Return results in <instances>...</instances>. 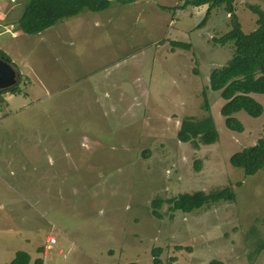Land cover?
<instances>
[{
  "label": "rangeland",
  "instance_id": "rangeland-1",
  "mask_svg": "<svg viewBox=\"0 0 264 264\" xmlns=\"http://www.w3.org/2000/svg\"><path fill=\"white\" fill-rule=\"evenodd\" d=\"M185 1L112 0L34 34L0 28L18 87L0 90V264L17 250L29 264H151L154 247L162 264H264V168L244 175L228 161L264 139V95L252 94L260 116L238 111L242 130L225 126L208 75L232 55L214 40L229 14L214 6L199 26L208 5ZM6 3L19 15L24 0ZM249 3L264 10L233 0L244 32L256 27ZM203 98L217 138L179 141L180 120L206 114ZM225 186L234 199L188 212L167 202Z\"/></svg>",
  "mask_w": 264,
  "mask_h": 264
},
{
  "label": "trees",
  "instance_id": "trees-1",
  "mask_svg": "<svg viewBox=\"0 0 264 264\" xmlns=\"http://www.w3.org/2000/svg\"><path fill=\"white\" fill-rule=\"evenodd\" d=\"M112 0H24L21 12L15 20V24L23 33L34 34L44 30L62 18L73 17L83 10L100 11L110 6ZM121 2L128 0H118ZM186 3L198 6L208 5L204 17L199 26L204 24L206 16L211 8L223 5L229 14L230 28L220 37L214 39L220 44L232 42L233 51L230 59L224 65L212 68L208 75V87L218 91L224 103L220 107L224 124L234 131H241L242 124L233 115L235 112L244 111L249 116L257 117L263 112V105L252 94L264 95V10L258 5L247 4V7L256 14V27L244 32L234 12L233 0H186ZM172 46L189 49L190 44L177 40L170 41ZM0 57L9 61L8 56L0 50ZM13 66V64H11ZM2 91L16 92L17 84ZM204 93V91H203ZM202 108L206 114L201 117L184 116L176 131L179 141H198L204 144L212 143L217 138L214 120L208 112V103L203 98ZM229 163L240 168L244 175H252L264 168V139L259 138L253 145L245 146L231 153ZM234 199V191L230 186L214 189L208 192L196 190L183 192L172 196L167 200L170 209L188 212L198 208L204 203L219 200ZM160 199L155 198L151 202L152 212L159 217L157 208ZM153 258L151 264H162L159 258L160 248L151 250ZM30 255L23 250L14 252L13 257L6 264H29ZM32 264H42V258L36 257ZM126 264H141L128 262ZM205 264H225L223 261L212 258Z\"/></svg>",
  "mask_w": 264,
  "mask_h": 264
},
{
  "label": "water",
  "instance_id": "water-1",
  "mask_svg": "<svg viewBox=\"0 0 264 264\" xmlns=\"http://www.w3.org/2000/svg\"><path fill=\"white\" fill-rule=\"evenodd\" d=\"M16 77L17 73L14 67L0 57V90L13 86L17 82Z\"/></svg>",
  "mask_w": 264,
  "mask_h": 264
},
{
  "label": "crops",
  "instance_id": "crops-1",
  "mask_svg": "<svg viewBox=\"0 0 264 264\" xmlns=\"http://www.w3.org/2000/svg\"><path fill=\"white\" fill-rule=\"evenodd\" d=\"M6 0H0V28L4 27L6 29L11 28V26L15 25V20L18 18V14H16L15 7L13 8H5ZM9 5V4H8ZM12 17L11 15L14 14ZM9 30V29H8Z\"/></svg>",
  "mask_w": 264,
  "mask_h": 264
},
{
  "label": "built area",
  "instance_id": "built-area-1",
  "mask_svg": "<svg viewBox=\"0 0 264 264\" xmlns=\"http://www.w3.org/2000/svg\"><path fill=\"white\" fill-rule=\"evenodd\" d=\"M9 1H10V3H14L16 0H9ZM46 241L48 243H54L55 242V238L53 236L49 235L48 238L46 239ZM46 246H48V245H46Z\"/></svg>",
  "mask_w": 264,
  "mask_h": 264
},
{
  "label": "flooded vegetation",
  "instance_id": "flooded-vegetation-1",
  "mask_svg": "<svg viewBox=\"0 0 264 264\" xmlns=\"http://www.w3.org/2000/svg\"><path fill=\"white\" fill-rule=\"evenodd\" d=\"M2 90H6V89H2Z\"/></svg>",
  "mask_w": 264,
  "mask_h": 264
}]
</instances>
